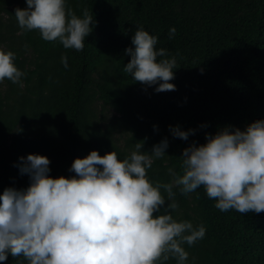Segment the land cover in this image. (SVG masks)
Masks as SVG:
<instances>
[{"label": "trees", "instance_id": "obj_1", "mask_svg": "<svg viewBox=\"0 0 264 264\" xmlns=\"http://www.w3.org/2000/svg\"><path fill=\"white\" fill-rule=\"evenodd\" d=\"M26 6L25 0H0V49L12 51L24 73L18 84L0 81V193L28 187L19 157L44 155L49 175L67 178L75 175L73 160L92 150L123 159L136 143L150 152L164 138L165 156L147 176L167 183L169 169L181 173L183 149L205 143V133L244 130L264 119V0H67L77 16H93L80 51L45 41L38 30H21L15 9ZM139 27L157 37L155 48L165 49L166 58H175L174 91L155 92V85L123 71L130 60L125 49ZM169 126L194 132L183 140ZM173 191V218L206 229L202 239L182 245L187 264H264V212H221L202 186L189 194ZM0 264L28 262L9 254Z\"/></svg>", "mask_w": 264, "mask_h": 264}, {"label": "clouds", "instance_id": "obj_2", "mask_svg": "<svg viewBox=\"0 0 264 264\" xmlns=\"http://www.w3.org/2000/svg\"><path fill=\"white\" fill-rule=\"evenodd\" d=\"M25 2L14 14L21 30H38L43 40L59 41L65 49H83L92 15L84 11L77 16L66 7L67 0ZM174 34L170 28L169 39ZM156 44L155 35L137 28L132 47L125 49L130 60L123 71L144 85H155V92L174 91L170 81L176 60L166 58V50ZM14 58L12 51L0 49V81L21 82L24 73ZM61 63L68 68L66 56ZM169 131L183 140L194 132L179 126H169ZM205 141L183 149L181 173L169 169L167 183H153L147 176L153 161L165 156L167 138L150 152L136 143L123 159L113 151L101 156L92 150L73 160L69 171L75 175L67 178L51 177L44 155L19 157L16 166L28 175L29 185L0 193V262L10 254L23 256L28 264H166L170 258L187 264L182 245L202 239L206 229L173 218L178 206L174 188L189 194L202 186L221 212H264V119L244 130L225 126L214 135L205 133Z\"/></svg>", "mask_w": 264, "mask_h": 264}, {"label": "rangeland", "instance_id": "obj_3", "mask_svg": "<svg viewBox=\"0 0 264 264\" xmlns=\"http://www.w3.org/2000/svg\"><path fill=\"white\" fill-rule=\"evenodd\" d=\"M100 108H101V107H100ZM105 114L108 115V116H109V115H112V114H113V111H112V110H107V111L105 112Z\"/></svg>", "mask_w": 264, "mask_h": 264}]
</instances>
